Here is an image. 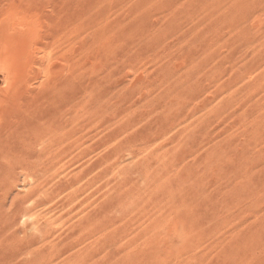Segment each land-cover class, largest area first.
I'll return each instance as SVG.
<instances>
[{
  "label": "rangeland",
  "instance_id": "rangeland-1",
  "mask_svg": "<svg viewBox=\"0 0 264 264\" xmlns=\"http://www.w3.org/2000/svg\"><path fill=\"white\" fill-rule=\"evenodd\" d=\"M75 1L0 0L74 30L37 82L79 92L0 158V264H264V0Z\"/></svg>",
  "mask_w": 264,
  "mask_h": 264
},
{
  "label": "bare ground",
  "instance_id": "bare-ground-1",
  "mask_svg": "<svg viewBox=\"0 0 264 264\" xmlns=\"http://www.w3.org/2000/svg\"><path fill=\"white\" fill-rule=\"evenodd\" d=\"M42 1L43 0H41V2ZM48 1H50V0H48ZM78 1L79 0H77L75 2L77 3ZM83 1H81V2H83ZM68 2H70V1H67V3ZM75 2H74V4H75ZM21 3H23V1ZM29 3H31V2H29ZM84 3L85 2H83L82 4H84ZM57 4L60 5L61 3L60 4L57 3ZM69 4L72 5V7H74L76 10L77 6L75 7V5L73 3L72 4L69 3ZM69 4H68V6H69ZM76 5H79V4L77 3ZM84 5H83V7H84ZM60 6H62V4ZM80 6H81V4L77 7L79 10H80ZM45 7H46V5H45ZM72 7H71V9H68L69 11L71 10V12H72V9L74 10V8H72ZM68 8H70V6ZM40 9L41 8L38 5H34L32 7H29V8H21L19 6H10V7H6V8L0 7V120H2L3 118L5 119V121L2 120L0 122V155H1L0 158H3V156L7 157L6 155H9V156L15 155L16 153L24 154L26 156H35L33 149L35 148L36 145L41 144L42 142H45V139L52 140V139L56 138V140H55V142H56L58 136H60V138H62V137L64 138L69 133L71 134V131L69 133L67 132L66 134H65V132L60 133L59 132L60 131L59 130L60 124L58 126V122L60 123L61 121H63V116H64V120H65L66 125H67V123H69L71 120L70 115L73 114L72 109H74V108L71 109L67 105L64 108H62V107L58 108V107H55L54 103H55V100L57 98L64 97V99H66L68 96L70 97V95L72 96L73 94L68 95V94L63 93V91L65 90V88L63 87L65 83L63 84V82L61 80L60 81L58 80L57 82H54V83H53V81H51L52 84L50 83L48 85L43 83L42 81H40V83L37 82V79L40 77L41 78L46 77V79H48L47 76L49 77V75L53 74V76H55L54 73H57V72L59 73L62 70L61 68L63 67L65 62L68 61V59L72 60L71 62H73V59H71V57L73 56L72 55L73 52L70 51L71 48L69 49L65 45V44H67V45L71 44V42L67 43L68 38L70 37V36L68 37V34H69L68 32H70V31H68V29L65 27H59L60 29L52 30V29H50L51 26L49 28V30H52L51 32L43 31L42 28L39 26V15L37 13ZM43 9H45V8H43ZM50 9L54 10V8H50ZM83 9H85V11H86L85 7ZM55 10H56V7H55ZM55 10L54 11L50 10V12L52 11L54 13ZM58 10H60V9H58ZM59 12H60V14H58V12H55L56 13V14L54 13L55 16L58 14V17H59L62 14L61 11H59ZM75 12H77V11H75ZM80 12H82V10ZM77 13H76L77 15H80L79 12H77ZM86 14H88V13H86ZM81 15L83 16V13ZM61 16H63V15H61ZM69 16H72V15H70V12H69ZM61 18H65V14ZM69 18L70 19L74 18V21L77 22V20H75V18L77 19L78 16L75 15V17H73V18H71V17H69ZM78 19L82 20L80 17ZM84 19H85V17H84ZM66 20H68V18ZM76 22H73V23H76ZM82 22H84V21H82ZM48 23L51 24V22H48ZM48 23H47V25L49 26ZM52 23L55 24V21ZM61 23H63V22H61ZM68 24H70V23H68ZM77 24H81V23H77ZM64 25H65V23H64ZM85 26H84V28H85ZM79 27H80V25H79ZM71 28H73V27L71 26ZM81 28H82V26H81ZM71 30H73V29H71ZM73 31H71V32H73ZM74 34H75V32H73V35ZM77 36H75V37H77ZM83 36H81V39ZM75 37L73 38L74 40H75ZM84 39H83V41H84ZM72 42H74V41H72ZM85 46L87 48V44H85ZM80 48H83V47H80ZM80 48H78V49H80ZM83 52L81 51L79 54L81 55V53H83ZM85 53H83V54H85ZM74 54H76V53H74ZM79 54L77 53V55H79ZM80 55L78 56L79 59H80ZM84 58H85V56H84ZM74 59H76V57ZM70 60H69V62H70ZM80 61H85V60L80 59ZM80 61H78L79 64H80ZM76 63H75V65H76ZM70 65H71V63H70ZM72 66H73V63H72ZM69 69H70V71L73 70V68H71V67ZM43 70H45L46 73L44 75H46V76H43V75L41 76V73ZM81 70H82V68H81ZM67 71H69V70H67ZM67 71H65V72H67ZM28 72H30L29 75H28ZM82 73H84V72H82ZM65 75H66V73H65ZM82 76H84V75H82ZM52 78L54 79L55 77H52ZM81 79H83V78H81ZM65 80H66V77H65ZM78 80H80V79L77 78L75 81H78ZM55 81H56V79H55ZM71 81H70V83H71ZM77 83H79V82H77ZM82 85L83 86L87 85L86 81ZM79 86H81V84ZM62 87L64 88V90ZM75 88L79 89L78 86ZM75 88H73V90ZM85 88L86 87L84 86L83 89H85ZM81 89L82 88H80V90ZM66 93H69L68 90ZM77 93H79V92H76L74 94L76 95ZM75 95L72 98H74V97L76 98L77 95L76 96ZM72 98H70V99H72ZM70 99H66V100H70ZM75 102H76V100H75ZM71 103H70V105H71ZM79 105H80V103H79ZM78 108H84V107H78ZM74 110H76V108ZM73 112L75 114H77L76 111H73ZM82 112H83V110H82ZM84 112H85V110H84ZM75 114H73V116ZM81 114H80V116H81ZM73 116H72V118H74L78 115H75L74 117ZM80 119H82V121H83V118H80ZM78 120L79 119H77L75 122L77 123ZM71 122H73V119ZM76 123H74V128L77 125ZM70 126L73 127L72 124ZM78 127H79V125H78ZM43 129L49 130L50 133L49 134L40 133L39 131L43 130ZM55 129L58 131H56ZM24 130H27V131L29 130L30 132L24 133ZM73 130L74 129H72V131ZM57 143H55V145ZM36 156H39V155H36ZM30 169H33V168H30Z\"/></svg>",
  "mask_w": 264,
  "mask_h": 264
}]
</instances>
